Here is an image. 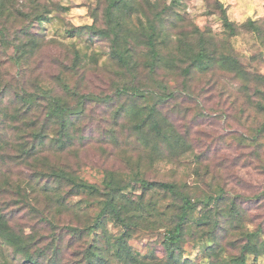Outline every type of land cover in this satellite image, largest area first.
Segmentation results:
<instances>
[{"label":"trees","instance_id":"16d2710c","mask_svg":"<svg viewBox=\"0 0 264 264\" xmlns=\"http://www.w3.org/2000/svg\"><path fill=\"white\" fill-rule=\"evenodd\" d=\"M176 2L146 0L139 10V0H98L111 29L99 28L97 18L89 27L112 41L110 65L83 64L77 50L55 59V74L42 64L31 71L46 36L28 26L10 35L7 24L31 14L0 0V61L18 68L11 79L0 72V240L25 264H260L264 75L242 63L230 40L257 24H236L216 1L228 33L221 39ZM89 72L104 74L105 87L92 90ZM219 117L228 129L218 137L223 144H208L206 130L193 125ZM233 123L238 129L228 128ZM86 134L104 152L106 145L123 152L122 167L106 168L100 183L77 168ZM155 164L184 173L153 178ZM231 175L243 189L229 187ZM155 190L174 197L177 208L161 226V257L130 243L156 222L146 201ZM108 222L119 231L111 233ZM188 240L200 247L197 260L185 255Z\"/></svg>","mask_w":264,"mask_h":264},{"label":"rangeland","instance_id":"374dc122","mask_svg":"<svg viewBox=\"0 0 264 264\" xmlns=\"http://www.w3.org/2000/svg\"><path fill=\"white\" fill-rule=\"evenodd\" d=\"M161 1L169 3L172 0ZM216 1H220L227 8L229 19L236 24L241 25L248 20L256 21L257 31L242 27L239 29L238 35L230 38V40L242 63L249 69L264 75V0H181L180 3L176 2V7L177 10L186 9L187 16L201 29H211L216 36L225 39L228 38V33L224 27ZM10 3L15 6L17 11L21 9L24 13L28 12L31 14L28 18L22 19L24 22L22 20H17V22L11 20L6 27L10 35L14 36L16 31H20L22 28L28 26L27 28L31 33L35 30L41 34L44 33L46 36L48 47L44 49L41 55L38 54L32 59L31 71L34 67L41 66L42 64L44 65L43 72L56 74L57 65L55 64V59H58V56L64 58V55H67L69 52L74 57V53L77 50L82 51L83 64L87 63L90 66H94L96 65V61L101 68H104V65H110L109 53L112 41L103 37L102 34L93 33L89 27L95 24V19L97 18V26L99 28L111 29L108 28L107 22H105L106 18H104L102 12L103 5H99L98 0H10ZM146 5V0H139L138 9H146ZM38 15H42L45 18L42 23L36 21ZM4 18L3 15L0 16V23L4 21ZM185 25H187V29L190 28L187 22ZM17 69L7 57H1L0 72L6 78L11 79L15 77ZM104 79V74L89 72L86 81L92 90H100V88H104L106 85ZM232 125H228V128L238 129L235 123ZM225 127V121L220 117L217 119H200L193 125L196 131L199 128H202L200 130H206V133H204L205 141L208 144L212 143L217 146L223 144L224 140L218 137L228 131ZM93 128L98 131V124L94 123ZM195 135L196 137L199 136L198 133H195ZM86 136L89 137L91 134H86ZM91 137H89L90 140L84 141L86 143L82 146L79 167L77 168L79 174L86 180L100 183L106 168L122 167L120 159L123 152L118 149H112L111 146L107 145L106 148L109 152H104L100 146L101 143H98L96 140L97 138ZM221 150L227 153L234 151L233 148H223ZM235 155L236 153L231 156L234 157ZM192 159L193 154L187 155L184 158V162H189ZM176 171L183 174L184 168L176 165L155 164L150 176L168 179ZM17 173L19 172L15 170V175ZM244 173L245 169L241 168L239 174L242 176L245 175ZM227 181L230 188L238 190L244 188L238 184L239 182L236 180L235 175L227 177ZM253 183L259 184L260 182L253 180ZM246 187L252 189L248 186ZM138 193L141 194L142 192L138 191ZM146 201L150 204L152 214L154 215L152 220L156 222L151 224L146 234L142 233L143 237H135L130 243L142 254H146L152 249L156 250L161 257L164 255V250L160 244V240L165 232V229L161 226L163 223L170 225V222H167L165 219L176 212L177 208H174L176 201L174 197L162 190L149 192L146 196ZM107 227L111 233L119 231V228L112 222H108ZM2 255H5V258H1ZM185 255L193 260H197L201 256L200 247L194 241L188 240L185 244ZM201 262L206 263L207 260L201 257ZM259 263L264 264V256L259 259ZM0 264L25 263L21 259H17L13 247L4 245L3 240H0Z\"/></svg>","mask_w":264,"mask_h":264}]
</instances>
